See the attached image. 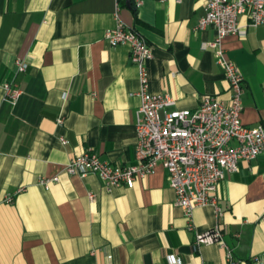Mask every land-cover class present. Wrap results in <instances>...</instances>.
Masks as SVG:
<instances>
[{"label": "crops", "instance_id": "0c3cea01", "mask_svg": "<svg viewBox=\"0 0 264 264\" xmlns=\"http://www.w3.org/2000/svg\"><path fill=\"white\" fill-rule=\"evenodd\" d=\"M204 3L119 0L116 10V0H0V264H170L169 254L184 264H229L219 243H194L215 226L234 259L264 264V152L225 174L216 192L221 214L198 206L191 229L161 163L132 187L109 189L95 174L63 169L84 150L135 163L139 70L127 43L104 37L116 19L152 45L151 93L189 109L201 94L229 97L221 66L203 47L214 29L194 28ZM222 46L244 76L241 121L264 124V24L225 35ZM16 58L25 71H14ZM6 81L22 89L14 104L4 98ZM41 175L58 180L44 187Z\"/></svg>", "mask_w": 264, "mask_h": 264}, {"label": "built area", "instance_id": "2783aa9c", "mask_svg": "<svg viewBox=\"0 0 264 264\" xmlns=\"http://www.w3.org/2000/svg\"><path fill=\"white\" fill-rule=\"evenodd\" d=\"M138 7L142 0H131ZM119 0H116V10ZM116 14V13H115ZM246 16L241 23L239 16ZM264 24V0H205L204 14L195 29L211 26L214 38L203 44L212 49L216 62L221 66L227 81L229 97L218 94H201L198 106L176 107L175 99L167 93L153 94L148 90L146 61L153 55L152 45L137 31L119 19L104 32L112 45L127 43L129 58L139 70V106L135 114L136 140L133 164L111 163L100 158L97 151L84 150L70 158L63 166L69 175L95 174L104 188L125 184L132 187L138 178L152 172L161 163L167 172L169 186L175 193V204L180 206L192 228L191 213L198 206L211 204L221 214L217 187L228 172L237 170L238 161L251 160L264 152V124H244L240 119L245 88L244 76L238 66L226 55L222 38L227 34L244 36L247 26ZM26 62L14 60V71L23 72ZM4 98L14 104L22 89L14 81L3 83ZM59 123L62 118H58ZM62 142H66L62 139ZM58 180L57 175L38 177V183L48 187ZM21 188L6 196L14 200ZM90 199L94 194H89ZM217 242L226 248L225 259L229 264H254L251 260L234 259L222 239L219 226L197 232L194 243ZM170 264H184L179 257L167 255ZM204 264V263H201Z\"/></svg>", "mask_w": 264, "mask_h": 264}]
</instances>
